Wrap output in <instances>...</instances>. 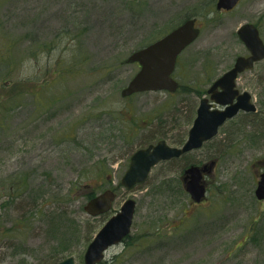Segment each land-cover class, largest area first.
I'll use <instances>...</instances> for the list:
<instances>
[{"label":"rangeland","instance_id":"1","mask_svg":"<svg viewBox=\"0 0 264 264\" xmlns=\"http://www.w3.org/2000/svg\"><path fill=\"white\" fill-rule=\"evenodd\" d=\"M215 4L0 0V264L69 256L85 264L94 235L130 197L137 201L131 236L98 264H264V201L255 195L264 119L254 128L240 114L185 160L159 163L132 188L121 183L136 149L163 135L172 145L186 137L211 82L247 52L237 28L259 24L264 38V0L222 13ZM189 16L202 29L180 57V89L123 97L139 70L125 59ZM237 86L264 111V60ZM214 158L207 197L196 204L181 169ZM107 188L117 193L111 211L89 215V195Z\"/></svg>","mask_w":264,"mask_h":264},{"label":"water","instance_id":"2","mask_svg":"<svg viewBox=\"0 0 264 264\" xmlns=\"http://www.w3.org/2000/svg\"><path fill=\"white\" fill-rule=\"evenodd\" d=\"M239 0H218V9H231ZM196 18L187 19L161 39L146 47L133 51L125 60L127 63L139 62L138 72L121 90L122 96L136 92L168 90L176 91L179 84L171 74L175 69L178 54L200 34L195 26ZM238 35L250 51L249 56L240 55L234 65L218 77L209 88L210 98L203 97L197 109V115L189 130V135L182 147L171 146L165 139L136 150L129 162L121 183L127 188L142 183L148 177L151 168L162 160L178 157L196 148H200L207 140L217 135L219 126L240 110L255 111L252 94L241 92L236 88V77L239 72L252 68L256 61L264 58V42L258 27L253 23H245L238 29ZM212 100V101H211ZM216 103V106H213ZM214 161L209 164L191 165L185 170L184 187L191 199L201 202L206 198L207 185L204 174L210 172ZM256 197L264 200V172L258 180ZM116 200V192L108 188L90 198L85 204V211L97 216L109 211ZM137 201L130 197L124 201L120 209L112 215L89 243L84 254L86 264H98L105 252L114 244L121 242L132 229ZM57 264H76L75 258L69 256Z\"/></svg>","mask_w":264,"mask_h":264},{"label":"flooded vegetation","instance_id":"3","mask_svg":"<svg viewBox=\"0 0 264 264\" xmlns=\"http://www.w3.org/2000/svg\"><path fill=\"white\" fill-rule=\"evenodd\" d=\"M133 1H137V0H133ZM217 2H218V0H216V4H215V10L216 11H218V12H230V11H232V10H234V8H232V9H225V8H222V9H217V7H216V5H217ZM196 18V22H195V26H197V27H199L200 28V30L202 29V27H201V25H200V21H199V19L196 17V16H189V17H187V18H185L181 23H179V24H177L176 26H174L171 30H169L168 32H166L165 34H163L161 37H159V38H157L156 40H158V39H160V38H162V37H164L165 35H167V34H169L171 31H173L175 28H177L178 26H180L184 21H186L187 19H190V18ZM246 23H253V22H246ZM253 24H255L257 27H258V29H259V31H260V35H261V37H262V34H261V29H260V25L259 24H256V23H253ZM241 26V25H240ZM239 26V27H240ZM239 27L237 28V30H236V32H237V36H238V38L240 39V37H239V35H238V29H239ZM262 39H263V42H264V38L262 37ZM156 40H154V41H156ZM241 40V39H240ZM241 42L244 44V42L241 40ZM245 45V44H244ZM190 45H188V46H186L181 52H180V54L178 55V58H177V62H176V66H175V69H174V71H173V73H172V77L173 78H175L177 81H178V83H179V86L181 87V83H180V81H179V79L176 77V72H177V66H178V64H179V60H180V57H181V55H182V53L184 52V50L187 48V47H189ZM245 47H246V45H245ZM246 50H247V52L245 53V54H240V55H244V56H249L250 55V51H249V49L246 47ZM239 56V55H238ZM262 60H264V58L263 59H261V60H259V61H257V62H255V65L252 67V68H247V69H245V70H243V71H241V72H239L238 73V75H237V77H236V80H235V82H236V88H238L239 89V87L237 86V80H238V78L240 77V76H242L243 74H245L246 72H248V71H250V70H252L255 66H256V64L257 63H259V62H261ZM138 64V66L140 67V64L139 63H137ZM233 66V65H232ZM231 68V67H230ZM223 74V73H222ZM221 74V75H222ZM220 75V76H221ZM219 77V76H218ZM217 77V78H218ZM216 78V79H217ZM216 79H214L212 82H211V84H210V86L207 88V91H206V95L205 96H203V97H208V98H210V93H209V88L211 87V85L213 84V82L216 80ZM239 91H240V93L241 92H244V91H241L240 89H239ZM249 92V91H248ZM202 97V98H203ZM201 98V99H202ZM212 101V100H211ZM252 101L254 102V100H253V95H252ZM255 103V102H254ZM200 104V103H199ZM214 105L213 106H216V104L215 103H213ZM255 105H256V103H255ZM199 106V105H198ZM256 107H257V105H256ZM198 108V107H197ZM240 114H248L249 116H250V118H249V123L251 124V125H253L254 126V128H256V126L257 125H259V126H261V124H260V118H262V119H264V111H260V110H258V108H257V110H255V111H244V110H240L236 115H234L233 117H230V118H227L220 126H219V129H218V133L221 131V129L223 128V127H225L226 126V124H228V123H231V122H234V120L240 115ZM196 115H197V109H196V114L194 115V118L192 117L191 118V116H192V113L190 114V116L188 117V122L189 121H192V124H191V126L193 125V122H194V119H195V117H196ZM263 116V117H262ZM193 119V120H192ZM191 126L189 127V129H188V131H187V135H186V137H185V134L186 133H184V134H181L179 137H178V139L176 140V142H178L177 144H180V145H172V144H170L168 141H167V139H166V137L164 136V137H162V138H160V139H158L156 142H149L148 144H146V145H144V146H141V147H139V148H142V147H147L148 145H150V144H152V143H157L159 140H161V139H165L166 141H167V143L169 144V145H171V146H175V147H182L183 146V144L185 143V141L187 140V138H188V135H189V130H190V128H191ZM257 132V134L259 133V129L256 131ZM218 133H217V135H218ZM215 137V136H214ZM213 137V138H214ZM256 137H258L257 135H255V138ZM212 138V139H213ZM212 139H210V140H212ZM210 140H207V141H205L204 143H203V145L200 147V148H196V149H192V150H190V151H188V152H186V153H184V154H182L181 156H178V157H172L171 159H168V160H163V161H160L159 163H171V162H176V161H179V160H185V158L186 157H190L191 155L190 154H192L195 150H198V149H201V148H203L207 143H208V141H210ZM138 148V149H139ZM137 150V149H136ZM212 161H214V165H213V167H212V169L210 170V172H206L205 174H204V179H205V182H206V185H207V177L209 176V175H211L213 172H214V170H215V167H216V165H217V163H218V161H217V158H214V159H211V160H209V161H204V162H201V163H197V162H193V161H191V160H189L187 163H185L184 164V166L182 167V169H181V174H180V178H181V182L182 183H184V180H183V177H184V175H185V170H186V168H188L189 166H191V165H200V166H203L204 164H209L210 162H212ZM158 163V164H159ZM158 164H156L155 166H157ZM154 166V167H155ZM153 167V168H154ZM264 172V170L260 173V175H259V179H260V176H261V174ZM258 179V180H259ZM257 183H258V181H257ZM256 187H257V185H256ZM208 188V187H207ZM255 190H256V188H255ZM256 195V194H255ZM206 199V198H205ZM204 199V200H205ZM203 200V201H204ZM259 200V199H258ZM203 201H201L200 203H202ZM259 201H264V200H259ZM194 203H196V202H194ZM200 203H198V204H200ZM197 204V203H196ZM124 240H126V238L124 239ZM123 240V241H124ZM122 242V241H121ZM113 246V245H112ZM111 246V247H112ZM110 248V247H109Z\"/></svg>","mask_w":264,"mask_h":264},{"label":"trees","instance_id":"4","mask_svg":"<svg viewBox=\"0 0 264 264\" xmlns=\"http://www.w3.org/2000/svg\"><path fill=\"white\" fill-rule=\"evenodd\" d=\"M11 97H13V96H9L8 98H6L5 99V101L6 102H9V101H13V98H11ZM166 134V133H165ZM165 135H163V137H164ZM162 138V137H161ZM14 184V183H13ZM10 186V188H14V186L12 185V183L9 185ZM184 190V189H183ZM90 197H93V194H91V195H89V198ZM131 236V234H129L127 237H126V239H128L129 237ZM130 245V244H129ZM132 245V244H131ZM62 253H63V251H61ZM60 257V254H58V256H57V259Z\"/></svg>","mask_w":264,"mask_h":264}]
</instances>
